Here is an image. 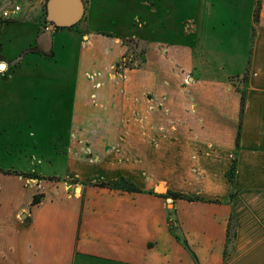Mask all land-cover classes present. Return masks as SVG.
<instances>
[{
    "label": "crops",
    "instance_id": "obj_1",
    "mask_svg": "<svg viewBox=\"0 0 264 264\" xmlns=\"http://www.w3.org/2000/svg\"><path fill=\"white\" fill-rule=\"evenodd\" d=\"M123 1L150 8L155 0ZM259 1L256 22L258 0H160L162 23L175 19L180 28L169 33L182 43L150 41L159 53L146 57L149 70L123 82L78 74L71 115L101 117L86 123L97 132L95 154H85L87 145L80 147L84 154L67 150L60 177L0 164V264H264V0ZM222 4L232 10L225 9L233 12L236 29L241 22L251 27L244 50L235 41L229 56L223 50L227 33L216 30L226 24L214 18ZM39 17L31 31L34 47L21 54L4 52L0 26V69L11 68L17 79L29 55L23 53L42 48L46 29ZM70 30L53 31L51 48L62 33L78 36ZM97 32L81 43L78 72L113 67L117 48ZM208 32L223 38L222 46L202 45ZM243 75L240 91L231 78ZM6 94L0 91V99ZM14 97L19 100L20 94ZM95 98L105 105L108 98L110 108L95 109ZM157 101L162 105L155 106ZM5 131L0 128L1 137ZM121 177L139 192L95 186ZM169 193L193 200H174ZM37 194L43 198L32 206ZM231 218L236 237L226 254Z\"/></svg>",
    "mask_w": 264,
    "mask_h": 264
},
{
    "label": "rangeland",
    "instance_id": "obj_2",
    "mask_svg": "<svg viewBox=\"0 0 264 264\" xmlns=\"http://www.w3.org/2000/svg\"><path fill=\"white\" fill-rule=\"evenodd\" d=\"M47 2L48 0H0V20H3L2 23L0 22V26L5 34L3 39L5 53L14 55L20 51L21 54L33 44L31 31L39 15L41 29L44 28L47 31L50 25V22L45 18ZM84 2L83 20L70 30L78 33V36L62 33L56 37L57 44L54 49H50V46L44 42L41 43L40 47L42 48L40 49L47 50V52H39V49L35 48L24 52L22 56L29 55L20 65L18 79L17 74L11 68L4 71L0 69V91L7 90L8 94L5 96L6 99H0L2 101H0V128L6 129L2 137L0 133V164L3 162V166L6 168L20 165V171L40 172L49 177H60L64 174V154L67 152L84 154V150L80 151V147L87 145L89 153L85 154L92 158L95 153L91 150L97 146L96 141L93 140L97 132H91L90 125L88 126L86 123L89 120L90 122L88 121L87 124H96L101 117L90 115L84 119L79 113L71 115L75 79L77 80L79 75H89L94 80L100 74L102 76L111 75L113 78H118V82H123L127 75H135L138 71L149 70L152 63L151 59H147V61L146 57L159 53L154 45L149 46L150 41L183 42L174 37L180 28L175 19H169L165 25L162 23L161 16L164 8L160 0L158 3L156 0L153 4L148 3L150 8H146L147 5L143 3L139 4L138 1L130 4H126L123 0H84ZM15 6L20 7V12L9 19L3 18V13L11 11ZM225 9H229V6L222 4L218 7L217 15L214 18L226 24L225 27L220 25L223 29L220 30L218 27L216 30L221 32L218 35L227 33L226 47L223 50L224 56H229L232 54L235 41L239 42L240 51L244 50L243 46L248 42V36H251V27L241 22L240 28L236 29L233 12ZM150 10H156L152 19L148 18L152 15ZM186 25H184L187 29L186 33L189 34L190 28ZM167 29L168 34L163 32L161 35V32L167 31ZM95 30L99 32H97L98 35L103 33L101 35L103 39L112 41L118 53L115 50L114 52L118 55L112 64L113 67H108L107 71L106 68L102 69L94 65L91 66V69L88 68L87 74L85 73L86 69L82 67H79L78 72L77 66L82 63V61H77L83 48L81 43L87 41L89 34L96 33ZM169 30H173L174 35H170ZM231 32H235L234 41H230ZM246 32L248 36H246ZM201 41L202 45L208 48H217L218 44L222 46L221 42L224 39L218 37L216 33L208 32ZM192 43L193 38H191V45ZM63 44L66 48L62 47ZM175 45L180 44L175 43ZM32 46L34 47V45ZM36 52L42 55H32L37 54ZM3 57L5 58V56ZM77 62L79 63L77 64ZM112 65L110 63V66ZM245 75L231 78L240 91L244 88ZM184 81L187 82L185 76ZM120 86L123 87V84ZM14 94H20V99L17 100ZM78 96H81L80 91ZM89 96L86 103L91 99ZM79 99L78 103L80 104ZM97 99L91 100L95 109L101 106L110 108L108 98H106V105L104 100ZM157 104L158 107L162 105L160 101L155 102V106ZM164 106L163 104L162 108ZM78 192H80L79 189ZM227 249L231 248L227 246Z\"/></svg>",
    "mask_w": 264,
    "mask_h": 264
},
{
    "label": "water",
    "instance_id": "obj_3",
    "mask_svg": "<svg viewBox=\"0 0 264 264\" xmlns=\"http://www.w3.org/2000/svg\"><path fill=\"white\" fill-rule=\"evenodd\" d=\"M47 21L50 22L47 31L40 37V43L52 45V31L71 28L82 21L85 15L84 0H48ZM47 36L48 38H44ZM44 38V40H42ZM38 42V43H39ZM41 50L40 48H37ZM2 68V65H1Z\"/></svg>",
    "mask_w": 264,
    "mask_h": 264
},
{
    "label": "trees",
    "instance_id": "obj_4",
    "mask_svg": "<svg viewBox=\"0 0 264 264\" xmlns=\"http://www.w3.org/2000/svg\"><path fill=\"white\" fill-rule=\"evenodd\" d=\"M260 10H261V3L260 1L258 2V7L255 13V21L257 22L259 19V14H260ZM45 11L47 14V7H45ZM73 28V27H71ZM247 76V74H246ZM245 82H246V78H245ZM242 100H241V116L243 115V109H244V101H245V94L244 92H242ZM239 135L240 132L238 134L237 137V145L239 144ZM31 176V175H28ZM36 178H38L39 180H42L44 178L36 176ZM231 179V178H230ZM53 180V179H50ZM95 186L100 187V188H107L110 190H116V191H125V192H131V193H136L139 192V189L136 188V186L128 179L125 177H121L116 181L113 182H109V183H100V184H95ZM168 196H170L172 199L177 200V199H188V200H193L192 198H187L183 195H179V194H173V193H169ZM43 198V194H37L33 197V201H32V206H37L41 200ZM236 237V225L234 222V219L231 218L229 225H228V234H227V245H226V254H228L230 252V250L233 247L234 244V240ZM227 246H229L231 249H227Z\"/></svg>",
    "mask_w": 264,
    "mask_h": 264
},
{
    "label": "built area",
    "instance_id": "obj_5",
    "mask_svg": "<svg viewBox=\"0 0 264 264\" xmlns=\"http://www.w3.org/2000/svg\"><path fill=\"white\" fill-rule=\"evenodd\" d=\"M20 12V7L19 6H15L14 9H12L11 11H7L3 13V18L5 19H9L15 15H17Z\"/></svg>",
    "mask_w": 264,
    "mask_h": 264
},
{
    "label": "flooded vegetation",
    "instance_id": "obj_6",
    "mask_svg": "<svg viewBox=\"0 0 264 264\" xmlns=\"http://www.w3.org/2000/svg\"><path fill=\"white\" fill-rule=\"evenodd\" d=\"M66 29H69V28H64V29H60V30H66ZM71 29V28H70Z\"/></svg>",
    "mask_w": 264,
    "mask_h": 264
},
{
    "label": "bare ground",
    "instance_id": "obj_7",
    "mask_svg": "<svg viewBox=\"0 0 264 264\" xmlns=\"http://www.w3.org/2000/svg\"><path fill=\"white\" fill-rule=\"evenodd\" d=\"M160 190H161V188H160Z\"/></svg>",
    "mask_w": 264,
    "mask_h": 264
}]
</instances>
